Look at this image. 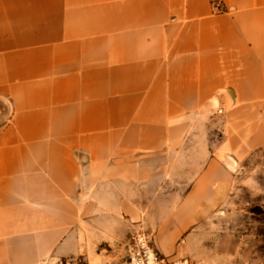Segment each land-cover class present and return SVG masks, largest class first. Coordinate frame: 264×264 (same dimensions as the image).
Wrapping results in <instances>:
<instances>
[{
	"label": "crops",
	"instance_id": "1",
	"mask_svg": "<svg viewBox=\"0 0 264 264\" xmlns=\"http://www.w3.org/2000/svg\"><path fill=\"white\" fill-rule=\"evenodd\" d=\"M263 148L264 0H0V264L179 257Z\"/></svg>",
	"mask_w": 264,
	"mask_h": 264
},
{
	"label": "rangeland",
	"instance_id": "2",
	"mask_svg": "<svg viewBox=\"0 0 264 264\" xmlns=\"http://www.w3.org/2000/svg\"><path fill=\"white\" fill-rule=\"evenodd\" d=\"M232 173L225 200L204 211L180 241L179 257L193 264H264V148ZM80 262L89 263H69Z\"/></svg>",
	"mask_w": 264,
	"mask_h": 264
},
{
	"label": "built area",
	"instance_id": "3",
	"mask_svg": "<svg viewBox=\"0 0 264 264\" xmlns=\"http://www.w3.org/2000/svg\"><path fill=\"white\" fill-rule=\"evenodd\" d=\"M217 1V0H215ZM222 113V111H219ZM90 264V263H76ZM123 264H193L186 257H165L158 249L153 235L140 228L132 233L125 244Z\"/></svg>",
	"mask_w": 264,
	"mask_h": 264
}]
</instances>
